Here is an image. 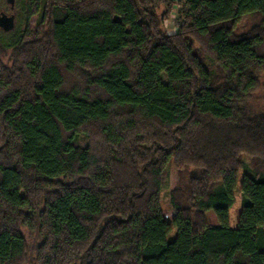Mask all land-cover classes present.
<instances>
[{
  "label": "trees",
  "instance_id": "obj_1",
  "mask_svg": "<svg viewBox=\"0 0 264 264\" xmlns=\"http://www.w3.org/2000/svg\"><path fill=\"white\" fill-rule=\"evenodd\" d=\"M173 2L0 29V264H264V0H181L168 33Z\"/></svg>",
  "mask_w": 264,
  "mask_h": 264
},
{
  "label": "rangeland",
  "instance_id": "obj_2",
  "mask_svg": "<svg viewBox=\"0 0 264 264\" xmlns=\"http://www.w3.org/2000/svg\"><path fill=\"white\" fill-rule=\"evenodd\" d=\"M174 1V12L169 16V18L165 21L164 28L166 32L168 33H174L177 31V27L179 24V18H178V9L181 7V0H172ZM25 0H0V14L4 13L6 16H9L11 14L14 15V26L10 29H4L3 27H0L2 30V34H8L13 33L15 36L17 35L18 31H22V29L25 26ZM42 12L40 11L35 16H33L29 22V25L31 27H35L36 24L41 20ZM256 18L250 17V16H244L241 22L238 24V30L244 31L248 29V26L255 22ZM7 37V36H6ZM4 36L0 37L1 40L9 41V36L6 38ZM251 105L256 110H261L264 107V72L259 77V86L254 91L251 99ZM246 160V158L244 157ZM240 183V177L238 180V184ZM176 184V174L175 170L171 168L170 174H169V184L168 188L163 190L161 194V204L164 208H167L169 206L168 199H169V188L174 187ZM240 203V195L239 190H236V198L235 203L232 205V207L229 209V222L231 226L236 225V214H237V208ZM24 234L27 236L28 244L32 246L33 241L28 235V232L24 229ZM174 236V231L172 230L169 234V238H172Z\"/></svg>",
  "mask_w": 264,
  "mask_h": 264
},
{
  "label": "water",
  "instance_id": "obj_3",
  "mask_svg": "<svg viewBox=\"0 0 264 264\" xmlns=\"http://www.w3.org/2000/svg\"><path fill=\"white\" fill-rule=\"evenodd\" d=\"M14 15L11 14L9 16H6L4 13L0 14V27H3L4 29H10L14 26Z\"/></svg>",
  "mask_w": 264,
  "mask_h": 264
}]
</instances>
